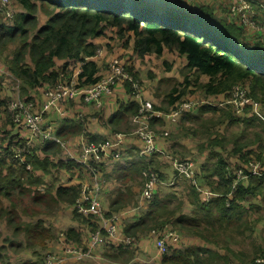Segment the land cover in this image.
<instances>
[{
	"label": "trees",
	"instance_id": "trees-1",
	"mask_svg": "<svg viewBox=\"0 0 264 264\" xmlns=\"http://www.w3.org/2000/svg\"><path fill=\"white\" fill-rule=\"evenodd\" d=\"M13 1L22 11H16L9 23L4 22L0 25V56L7 57L6 67L15 80L21 82V90L26 95L41 87H55L60 83L69 82L78 68L81 70L78 74L80 86L95 84L102 73L100 74L101 69L94 60L100 48L94 40L105 37L106 30L110 27L116 29L120 37L130 34L131 39H134L135 50L143 59L152 54L161 56L166 51L186 57L185 70L194 73L192 81L194 84L199 83L202 76L208 77L206 83L197 85L204 89L209 97L219 99L220 95H224L229 99L236 85H249L250 99L259 100L264 104V39L260 37L261 39L251 43L246 39V30L236 24L220 25L218 28L213 24L211 17H208L209 21L205 23L191 15L163 9L157 5H144L140 0ZM253 1L257 3L258 0ZM40 11L48 17L45 24H41ZM210 36L215 38L214 41H210ZM216 39L223 43L232 42V39L239 46L242 45L255 56L253 61L262 63L263 68L249 66L248 60L241 56L235 45L218 44ZM13 45H16V48L12 53L10 50ZM250 57L249 55L248 58ZM58 61L66 63L61 67L57 65ZM73 63L78 66L72 67ZM128 69L136 79L137 74L129 66ZM186 81L187 86L192 83L189 78H186ZM126 88L133 94L134 89L131 85L127 84ZM176 93L177 90L173 89L167 95L169 106L173 107L179 103L185 91L179 95ZM1 105H4V102H1ZM222 105L225 104L214 106L209 101L202 104L203 111H209L216 116V120L212 119V125L224 126L228 121L227 125L245 122L250 126L253 122V116H244L248 113L247 105L243 117L236 114L234 106L226 104L224 107L228 108L220 107ZM121 107L124 112H129L133 116L138 113L140 104L129 102L122 104ZM159 109L165 110L162 107ZM84 131L90 140L95 141V137L89 134L83 122L67 118L63 120L56 135L62 140H68L71 136L84 135ZM219 135L227 136L226 131L219 132ZM255 136L256 144L261 137L258 134ZM210 143L224 144L220 138H213ZM27 144L26 139L19 138L16 134L11 135L8 145L1 148L4 155L0 156V195L10 196V193L16 190L25 193L26 190L23 189L25 183L42 184L36 177L38 171L49 174L52 169L72 171L82 168L76 161L62 157L60 145L53 140L44 141L38 148L28 147ZM248 145L249 142L235 141L232 153L239 154L242 165L254 158L257 161L262 159L260 153L253 151L242 153ZM17 150L25 156V162L31 165V169L15 156ZM147 157L151 158L147 164L135 167L130 171L131 176L135 173L142 176L146 171L157 172L152 166L153 154L142 156L146 160ZM200 176L201 174L197 176L198 180ZM202 177L211 186L213 196L209 201L203 200L199 191L192 185L190 191V204L194 209L192 215L182 212L181 215H177L178 211L161 204L157 199L152 201L150 211L135 222L125 223L120 233L125 235V238L137 242L141 237L167 230L169 225H173L187 230L196 229L197 235L209 241V235L238 229L239 224H243L245 212L248 210L244 205L247 197L264 194V172L261 175L245 177L250 180L247 184L242 180L245 178H238L237 171H234L220 154L214 153L212 162L203 166ZM52 189L54 188L51 187L48 191ZM80 193V186H59L56 189V198L58 202L74 206ZM11 198L14 200L13 196ZM142 206L146 208L147 204ZM253 208H256V205H250L249 209ZM110 216L112 215L108 217ZM8 217L13 224L14 215L9 213ZM85 220L89 221L91 231L97 230L94 223L97 224L95 220H99L95 216L90 215ZM259 220H264V214ZM102 232L106 234L104 230ZM65 234L68 239L78 243L77 245H82L84 238L76 229H70ZM117 250L122 252L123 256L132 255L129 246L124 244L119 245ZM227 250L230 254L237 255L229 248ZM262 254L264 256V251ZM257 258L258 256H255L250 264H256ZM159 264H232V262L214 249L199 246L185 249L170 248L168 253L161 255Z\"/></svg>",
	"mask_w": 264,
	"mask_h": 264
},
{
	"label": "crops",
	"instance_id": "crops-1",
	"mask_svg": "<svg viewBox=\"0 0 264 264\" xmlns=\"http://www.w3.org/2000/svg\"><path fill=\"white\" fill-rule=\"evenodd\" d=\"M140 1L144 5H157L163 9L172 10L174 12L182 13L185 15H191L194 18L199 19L205 23H207V21H209L208 17L209 18L211 17L213 24L215 26H217L218 28H220V25L221 26L222 25H231V24L238 25L235 21H231L227 18V13H228L229 7L236 0H140ZM258 1H261V0H258ZM17 11L18 12L22 11V9L19 7V5H17ZM2 17L3 16L0 15V25L4 24ZM260 19L264 23V11L263 10L261 11ZM245 34H246L245 35L246 39L248 41H250L251 43H253V42H255L261 38L264 39V36L262 34L254 32V31H246ZM102 39L103 38L95 39L94 42L97 44H102L103 43ZM128 44L129 43H127V45ZM15 48H16V45H13L11 47L12 53L15 50ZM99 50H100V48H99ZM101 50H102V48H101ZM117 51H119L121 54H119V55H117V53L111 54L110 56H108V58L105 60V62L108 63L114 59L122 58L123 60H125L128 63V66L134 71L135 59L140 57L138 55V52L135 50L134 45L132 47V50L125 51V50H119L118 49ZM175 54H177V53H175ZM121 55L125 56V57H121ZM152 55H154V54H152ZM147 56H149V55H147ZM161 56H159V57H161ZM178 56L182 58L184 68H186V65H187L186 57H183L180 55H178ZM0 57H2V56H0ZM94 60L97 61L100 69H101L102 65L105 64L103 61L98 60V54L96 57H94ZM65 63H66V61H58L57 65L62 67ZM77 66H78V64H76V67ZM5 67H6L5 63H3L0 66V75H3V74L7 75V73H6L7 71L4 70ZM78 70H80V68H78L77 71ZM203 77L207 78L203 82V83H206L208 81V77L207 76H203ZM20 84H21V82H20ZM41 88H42V90H41ZM41 88H39L37 90H40V92L43 91V93H41L43 96L42 101H45V97L52 90V87H41ZM37 90H35V91H37ZM158 90H160V87L158 88ZM171 92H172V90L168 94H170ZM203 92L205 93L204 89H203ZM128 94H129L128 91L125 92L123 90L118 89L116 95L114 97L107 99L106 103L101 108L96 107L95 105L87 103L85 101L72 100V101H70V103L65 104L64 106H61L60 109H58V110L55 108L52 109V111L48 113V114H52L51 119L49 118V120L51 121L52 125L54 126L55 133H57V130L59 129L63 120L69 118V119H75V120H79V121L83 122L85 124V127H86L87 131L89 132V134H91L92 136L95 137V142L114 141L115 140V135H114L115 133H131L135 129V125L133 123L134 115L132 116L129 112H126V111L124 112L123 108L121 107L122 104H126L129 102L130 103H132V102L137 103L138 102L137 100H135L134 98H132ZM168 94L165 95L166 98H167ZM163 95L164 94L161 95L160 92L157 91L155 93V95H153V98H155V99L162 98ZM205 95H206V93H205ZM118 98H122L123 100L120 101V100H118ZM166 98H165V103H166ZM219 98H221L222 101L227 100L226 96H224V95H220ZM150 100H147V101H149L151 103L154 102L152 99H150ZM138 104H139V102H138ZM262 104L263 103L261 101H259V100L257 101V100L252 99L251 103L247 105L246 110L248 109L250 116H253V118H254L253 122L250 124L249 127L250 128L252 127V130H254V129L259 130L261 128V131L264 132V112L263 113L261 112V107H262L261 105ZM224 106H226V104L222 105L220 107H224ZM166 110H168V109H166ZM263 111H264V108H263ZM48 114H46V115H48ZM187 114H189V113H187ZM206 114H210V112L209 111L208 112L203 111V108H201L199 110V115H197L198 120H200V119L202 120L203 116H205ZM183 118L184 117L179 119V121H175V122H173L167 118H158V119L152 120V126L155 130L165 131L167 133V135L165 137L158 138V140H157V146H158L159 150H161L163 153H161V152H154L153 153L152 166L153 167L155 166L157 156L160 155L166 161L165 163H167L171 166L175 175H176V171L172 167L171 159H174V158L178 159V157L168 153L166 151V148L169 147V148H171L172 151H174L177 149L178 146H180L179 144H177L174 147L175 141H171V142H173V145H171V147H170L168 145V142H170L168 140V137L170 135L169 131H171V129H176L177 125L179 126L180 122H181V124H184ZM99 120H100V122H99ZM104 121L106 122V125H104ZM212 121H213L212 119H210V120L206 119L205 121L202 120V122H203V124H202L203 135L202 136H204V137L207 136V138H205V140H206L205 144L206 143L207 144L206 145L204 144L205 147H203V150L208 151L209 154L206 155L205 161H203L199 165V171L201 173L200 181H205L206 183H207L206 179L202 177L203 166L206 164H209L213 160V154L214 153L220 154V155L223 154V151L228 153V149L225 147V143L221 144V145H217V144L213 145L210 143V141L213 138H220V135L215 134L213 132V129H211V127L214 126L211 123ZM227 123H228V121L225 122V124H224L225 127H227L226 126ZM250 128L248 130H250ZM20 130L21 131L18 132V134H20L19 138H22V139L28 138L29 130L24 129V128L20 129ZM218 134H219V132H218ZM11 135H16V134L9 133V137ZM81 137H82V135L71 136L70 139L64 140V141H79ZM131 137L132 136L126 138L124 140L123 144L121 145V149L126 153L125 159L122 158V159L117 160V161H106L101 166L102 171L100 174V178H101L100 179V191H101L102 206L105 210L104 215L108 217L109 215H115V212H117L119 214V215H117L119 218L117 220V227H119L118 228L119 231L123 229V226L125 225V223L135 222L141 216H143V214L146 213L145 212L146 210H148L149 208H150L149 210H151V204H152L151 203L150 206L146 207V208L141 206L139 208L136 207L132 210H131V208H129V210L122 211L127 205L130 204L128 194H130L132 196V198L130 196V199L133 200V198L136 199V197L138 195V191H139V187H138L139 183H136V182L141 177L139 176V173H135L134 176H131L130 171L135 169V167L147 164L146 159L135 154L136 149L139 150L140 147L143 145L142 141L137 137H135V138H131ZM245 139H246V137L243 138V140H245ZM48 140H50V139H48ZM44 141H46V140H42V141L38 140L40 145ZM258 143H260V142H257L256 144H258ZM217 147H220V150L216 149ZM249 149H250L249 147L244 148L242 153H245L247 151H251ZM0 151H3V149H1ZM165 152L168 154H166ZM3 155H4V153H2L1 156H3ZM40 155H41V157L43 156L42 152ZM175 155H177V154H175ZM230 156L231 157H229V158H225L224 156L223 157L229 162L230 167L232 169H234V171H236V168L240 167L242 165V162L239 159V154L234 155L233 153H231ZM150 159L151 158H148V160H150ZM245 165H242V166L245 167ZM163 170L164 171H162V176L166 177V179L171 180L170 177L169 178L167 177L168 171H166V169H163ZM52 171H58L59 173L64 172L67 176V179L64 181L61 178V182L59 183L60 185H58V186L53 187V185H50L48 189L53 187L54 189H52V191H48V189H47L46 193L34 194V196L32 197V200H33V202L38 203V201H40L41 199H44L47 201V203H48L47 205L52 204L54 207L52 209H49V210H46V209L41 208V207H39L40 208L39 210H36L34 208L22 210L19 206H17L15 204L16 203L15 198L18 197L21 201L22 197L25 195V193H21V192L19 193L16 190V191L11 192L10 196H5V195L1 194L0 195V232L5 230L6 227L11 228L12 230L15 229V231H14L15 233H19L20 231L25 230L26 231L25 237H26V239L28 238L27 241L29 242V245L31 247L39 248V249H46L48 252H59V253H61L60 256H63L65 258V264H82L85 261H90V260H94L96 262V264H108L107 263L108 260L112 264H121V263L127 264L132 259L133 255H134V251L137 250L136 249L137 247H139L141 250L149 247L150 241L148 240V238L151 234L149 236H146V237H141L140 240H137V242L135 241L132 243H124V242L120 241V239L125 236L123 234L120 235V237H118V238H110L109 236H106L104 234V236H105L104 240L102 242H100V244L92 250L91 256H85L83 258H77L76 255L71 253L67 248L69 246H71V247H84L85 249H88L89 246H88L87 241H89V237L94 231H91V225H90L89 221L85 220V219H88L89 216L82 215V214L78 213L76 211L75 205L73 206V205L66 204L64 202H58L57 201L56 189L59 186H64V187L80 186L81 187V185L85 184V183L90 184V185H94L95 182L98 181V179L95 180L83 168H81L80 170L73 169L72 171H66L65 169H61V170L52 169L51 173H49L48 175L52 174ZM38 172H42L45 176L47 175L43 171H38ZM38 172L36 173V177L42 181V184H45L43 178H41L40 176L37 175ZM197 173H198V170H197ZM68 175H69V177H68ZM179 178L181 179L183 177H179ZM249 179H251V178H249ZM214 180H212V181L214 182ZM242 180H245V183H247V184L250 181L247 178L242 179ZM25 184H29V183H25ZM111 184H113V186H114V189H115L114 192L111 191V189H112ZM122 184H125L124 188L121 187V189H119L118 186H120ZM200 185H201V188L204 192H207V191L211 192L212 189L208 183L205 187L202 184H200ZM25 187H26V185H25ZM158 188H159V185L155 189V195H157ZM27 190H29V189H27ZM199 193H200L202 199L204 200L205 193H203V192H199ZM262 195L264 196V194H257V195L254 194L253 196H248L247 197L248 200L244 203L245 208L249 209L250 205H253L252 203H248L250 198H252V197L259 198V196H262ZM12 196H13L14 200L11 198ZM214 196H215V194H214ZM159 202L161 203L160 200H159ZM189 202H190V200H189ZM161 204H163V203H161ZM163 205H165V204H163ZM259 206H261V203H259ZM189 207H190L191 212L194 211V209L190 203H189ZM131 211H133V212L130 213ZM9 213H12L14 215V223L13 224H12V220H10V218L8 217ZM128 213H130V214L125 218V216ZM80 215H82L84 218ZM19 219H20L21 224L17 223V221H19ZM126 220H127V222H125ZM95 221L98 224L97 225L96 223L93 222L97 226V231L101 230L100 222L97 220H95ZM98 227H99V229H98ZM70 229H76L78 232L81 233L82 237L84 238L82 245H77L78 243L76 244L66 237L65 233H67ZM154 234H155V232H154ZM155 242H156V240H155ZM1 243L2 242H0V246H1ZM167 243H168L169 247H170L169 243H172V247H170V248L176 249L177 246H175V245H177L179 242L177 240L170 239ZM121 244H124L125 246H129L130 250L132 251L131 256H123L122 252H118L117 248ZM14 245H15V243H12V246H14ZM131 245H133L135 248L132 247ZM20 246H21L20 244H17V247H20ZM227 246H229V245L225 244V246L223 248L226 249ZM6 248H7V244L3 242L0 250L6 249ZM100 249H102V250L99 251L98 254H96V251L100 250ZM221 255L228 257L231 260L232 264H250L254 258V257L253 258L249 257L248 259H242L239 253H237V255H232L228 251L226 254L223 251V253ZM156 256L161 257L160 252ZM90 262H92V261H90ZM0 264H5V263L3 261H1ZM6 264H36V263H31V262L14 263V262H12V263H6Z\"/></svg>",
	"mask_w": 264,
	"mask_h": 264
},
{
	"label": "rangeland",
	"instance_id": "rangeland-1",
	"mask_svg": "<svg viewBox=\"0 0 264 264\" xmlns=\"http://www.w3.org/2000/svg\"><path fill=\"white\" fill-rule=\"evenodd\" d=\"M103 1L108 2V0H103ZM261 1H263L262 4H264V0ZM260 5L261 3L256 4L258 10H261ZM15 9L17 11V5H15ZM39 15H40L41 24H45L48 17L42 11H40ZM3 21L7 22L4 19ZM247 30L252 31L253 29L247 28ZM209 38L210 41H214L215 39L211 36ZM216 40H218L217 41L218 44L220 43V44L235 45L237 51L240 52L241 56L245 60H248L247 64L249 66H253L261 69L263 68L262 63H259V61H253V59L255 58L253 54L245 50V48L242 45L239 46L238 43L233 41L232 39H231L232 42L224 41L226 43H223V41H219L220 39H216ZM102 41L103 43L99 44L100 50L98 51V60L103 61L105 64L102 65L100 74L105 73V71L109 66V62L108 63L105 62L108 56L115 53H117V55L121 54L119 51H117L118 49L125 51L132 50V47L134 45V39H131L130 34L124 37H120L117 33V30L110 27H108V29L106 30V35L105 37H103ZM127 43L129 44L127 45ZM249 55L251 56L250 58H248ZM121 57H125V56L121 55ZM6 58L7 57L4 56L0 57V66L3 63H5ZM75 66L76 64L73 63L72 67ZM4 70L9 72L6 67L4 68ZM134 72L137 74V78L135 80L139 85V89L138 91L135 92V94L129 93L128 95H130L132 98H134L137 101H139L140 99L142 101L152 99L154 101L152 102V104L156 109L162 107L165 108V110L166 109L169 110L172 108L171 106L168 105L167 98L165 95L168 94L173 89L177 90L176 95H179L185 91L183 97L181 98L182 100L180 102L184 100H195L199 103H201L202 101L205 102L209 101L212 104H214V106L221 105V103L227 104V103H223L224 100L222 101L221 98L214 99L209 97L207 94L206 96L205 93L203 92V89L198 85L204 84L203 82L207 78L202 76L199 83L194 84L192 82L194 80V73L185 71L182 58L175 53L166 51L161 57L157 55H149L146 56L144 59L138 57L135 59ZM186 78H189L192 82L189 86H187ZM159 87L160 90H158ZM241 87H243L247 91L246 92L247 95L250 94L249 85H244ZM157 91L160 92L161 95L164 94L162 98H158V99L153 98V95H155ZM41 93H43V91L40 92V90H37V91H30L26 95L21 90V84L18 86L17 81L12 76L6 74L0 75V150L4 146L8 145L9 133L18 134V132L21 131L20 128L16 127V125L14 124L13 113L9 108L10 103L16 100L25 103L33 102L35 103V107L33 108L32 106L31 109L36 111L37 109L40 108L41 104L44 102L42 101L43 96ZM137 94H139V96H137ZM231 94H233V91L231 92ZM111 97L113 96H105V99L107 100ZM165 98H166V103H165ZM118 100L121 101L123 99L118 98ZM1 102H4V105H1ZM250 103L251 102L249 99V102H247L246 105ZM261 106H262L261 112L263 113L264 104H262ZM202 107L204 106L202 105L199 106L196 110L188 112L189 114L185 113L182 116L184 117L183 118L184 124H181L180 122L179 126L177 125L176 129H171V131H169L170 135L168 137V140L170 142H168V145L171 147V145H173V142L171 141H175L174 147L177 144H179L180 146H178L177 149L174 151H172L171 148L169 147L166 148V151L168 153L178 157L179 160H191L192 162H194L196 170H198V175L201 174L199 171V165L203 161H205L206 155L209 154L208 151L203 150V147H205V145L207 144V143L205 144L206 142L205 138H207V136L205 137L202 136L203 135L202 120L205 121L206 119L210 120L216 118L214 114L210 113L203 116L202 120L201 119L198 120L197 115H199V110ZM224 108H228V107H224ZM244 113L245 110L242 114H238V115L243 117L242 115H244ZM51 116L52 114H48L45 116V122H44L45 125L52 124L51 121L49 120V118L51 119ZM244 116L250 117V113L248 112ZM104 125H106L105 121H104ZM249 128L250 127L247 126V123L245 122H241L235 125L230 124L227 125V127L216 126V125L211 127V129H213V132L217 135H219L218 132L226 131L227 136L225 137L220 136V138L223 139V143H225V147L228 149V153L223 151L222 155L225 158L231 157L230 154L233 152L236 140H238L239 143L245 141V142H249L248 145V147L250 148L249 150L254 151L256 153L260 152L262 156V159L260 161L262 164H264V132L261 131V128L259 130L256 129L252 130L251 127L250 130H248ZM257 134L261 137V140L259 141L260 143L255 144L254 143L256 139L255 135ZM244 137H246L245 140H243ZM131 138H135V136H132ZM29 145L31 148L33 147L37 148L39 147L40 143L38 141H31ZM216 149L220 150V147H217ZM136 151L135 154L137 153ZM2 153L4 152L0 151V156L2 155ZM123 153L124 154H122V158L125 159L126 153L124 151ZM174 153L177 155H175ZM65 156L66 154L62 149V157L65 158ZM165 162L166 161L162 158V156L160 155L157 156L156 164L154 166L157 172L154 171L152 172L160 176L162 183H160L159 185L157 195L154 194L151 201L149 202L147 201L145 202V204H147V207H149L153 200L156 201L158 199L161 201V203L169 206L171 209H175L176 211H178L179 213L177 215H181V212L187 215H192V212L189 207L190 191H191V186L193 185L192 181L187 178L180 179L177 175H175L171 166ZM240 167H237L236 171H238ZM261 167H262V171L264 172V166L261 165ZM163 169H166V171H168L167 177L168 178L170 177L171 180L166 179V177L162 176V171H164ZM37 175L43 178L45 184H37V183H34L32 185L25 184L27 188L26 187L24 188L26 191H25V195L22 197V200L20 201L18 197L15 198L16 201L15 204L19 206L22 210H27L29 208H34L36 210H39L40 209L39 207L44 208L46 210L52 209L54 206L52 204L47 205L48 203L46 200L41 199L37 203V202H33L32 197L34 196V194L46 193L50 185H53V187L60 185L59 183L61 182V178L64 181L67 179V176L64 172L59 173L58 171H52V174L50 175L47 174L46 176L42 172H38ZM140 177L141 178H139V180L136 182L139 183L138 185L139 191L136 199L135 198H133V200L130 199L131 195L128 194L130 204L127 205L122 211L129 210V208H131L132 210V208H135L139 205L145 184V177L143 175ZM172 181L174 182L173 184ZM196 181L199 184L204 185V187L207 185L205 181H200L198 179H196ZM124 185L125 184L118 186L119 189H121V187L124 188ZM111 186H112L111 191L114 192L115 189L113 184H111ZM27 189H29L30 191ZM259 198L257 197L250 198L248 203H252L253 205H256V208L248 209L245 212L243 218V224H239L238 229H233V231H228L223 233H216L214 234V236L209 235V241H208L204 239L202 236L197 235L198 230L196 229L187 230V229H182L179 226L169 225L166 228L167 230L164 229L155 234L152 233L148 238V240L150 241L149 247L143 250L137 247L136 248L137 250L134 251V255L132 259L127 264H159L161 257L156 256L159 253V250L157 249L158 248L157 241H159L162 237H164L165 233H167L166 231H171L177 235V241L179 243L175 246H177L176 248L179 249L202 246V247L214 249L215 251H218L221 254L224 251V253L226 254L228 251L227 248H229L231 251L235 253H239L242 259H248L249 257L253 258L255 256L264 259V256L262 254V252L264 251V220L262 221L259 220V217L263 216L264 214V196L263 195L259 196ZM259 203H261V206H259ZM149 209L146 210L145 212L150 211ZM132 212L133 211H131L130 213ZM130 213H128L125 216V218ZM115 215H119V214L115 212ZM125 222H127V220ZM17 223L21 224L20 219L19 221H17ZM14 231L15 229L12 230L11 228L6 227L5 230L0 232V242L2 243L4 242L7 244L6 249L0 250V263L1 261H3L5 264L12 262L14 263L31 262L36 264H47L48 257L57 256L63 259V264H65V258L63 256H60L61 253L48 252L46 249L31 247L29 245V242L27 241L28 238L26 239L25 237V233H26L25 230H22L19 233H15ZM2 243L0 248L2 247ZM12 243H15V245L12 246ZM17 244H20L21 246L17 247ZM169 244L170 247H172V243ZM225 244L229 245L226 247V249L223 248ZM69 248H76V247L69 246L67 249ZM101 250L102 249L97 250L96 254H98L99 251ZM84 251H87V249L84 248ZM75 255L77 258H79L78 254ZM90 261H85L82 264H96L94 260H90ZM107 263L112 264L109 262V260ZM121 264H125V263H121Z\"/></svg>",
	"mask_w": 264,
	"mask_h": 264
},
{
	"label": "built area",
	"instance_id": "built-area-1",
	"mask_svg": "<svg viewBox=\"0 0 264 264\" xmlns=\"http://www.w3.org/2000/svg\"><path fill=\"white\" fill-rule=\"evenodd\" d=\"M253 0H236L229 7L227 18L231 21H235L240 27H243L246 31L247 28L253 29L252 31L260 33L264 36V23L259 20L261 11H264V4L261 3V10L256 7ZM15 3L13 0H0V15L3 19L9 23V20L13 19L16 14ZM81 70H76L73 73L69 82L60 83L46 95L45 101L41 104L40 108L36 111L31 107H35V103H25L22 101H13L10 103L9 108L13 113V121L16 127L20 129H28L29 136L27 139V146L29 147L31 141L38 140H53L60 145L66 154L65 159H72L79 163L82 168L88 172L95 180L94 185L82 184L80 196L75 201L76 211L82 215L95 216L99 222L101 230H98L90 235L88 241V249L84 251L83 247L69 248L70 252L79 255V258L90 256L92 250L97 247L100 242L104 240V234L102 230L106 232V236L110 238L120 237V231L117 227V215L107 217L104 215V208L101 202L100 191V174L101 166L106 161H117L122 158L123 150L121 145L124 140L130 136L139 138L143 145L137 151L138 156L151 155L154 152H161L157 146L158 138L165 137L167 133L165 131L155 130L152 126V120L158 118H167L173 122L178 121L185 113L191 112L204 104L195 100H184L175 104L171 109L165 111L156 109L154 105L141 99L138 101L140 104L139 111L133 117V123L135 129L131 133H115L114 141L107 142H95L90 140L84 131V135L79 141H64L59 138L55 131L54 126L51 124L45 125V116L52 109H60L61 106L70 103L72 100L85 101L93 104L96 107L101 108L105 103V96H115L118 89L127 92V84L131 85L134 89L133 94L139 89V85L135 80L133 74L128 69V63L123 59H114L109 62V66L105 73L100 75L99 80L92 85L80 86L78 74ZM7 75L12 76L10 72ZM13 77V76H12ZM14 78V77H13ZM15 79V78H14ZM18 86L20 82L16 80ZM243 85H236L233 88V94L230 98L223 103L234 106L236 114H242L246 103L249 102V95L247 91L241 87ZM139 96V94H137ZM30 102V101H28ZM207 102V101H206ZM251 102V99H250ZM222 104V103H221ZM15 156L24 162L29 169L31 165L25 162V156L20 154L19 150L16 151ZM171 164L176 175L178 177L187 178L192 181L193 185L199 192L205 193L204 200L209 201L213 194L209 191L204 192L201 185L196 181L198 173L194 162L191 160H179L177 158L171 159ZM261 162L251 159L245 167L240 168L237 173L240 179L247 177L248 175H261L262 167ZM246 171L248 174H246ZM145 184L142 192L141 201L139 207L143 203L151 201L155 194V189L160 185V176L153 172H144ZM174 182L172 181V184ZM164 237L157 241V247L161 254L169 252L168 241L170 239L177 240V235L171 231H166ZM120 241L124 243H132L133 239L122 237ZM257 264H264V259L258 257L256 259ZM47 264H63V259L57 256H50L47 259Z\"/></svg>",
	"mask_w": 264,
	"mask_h": 264
},
{
	"label": "bare ground",
	"instance_id": "bare-ground-1",
	"mask_svg": "<svg viewBox=\"0 0 264 264\" xmlns=\"http://www.w3.org/2000/svg\"><path fill=\"white\" fill-rule=\"evenodd\" d=\"M258 3H262L263 1H257ZM259 18V20L261 21V19H260V16L258 17ZM262 22V21H261ZM263 23V22H262ZM239 175V174H238ZM143 204H145V203H143ZM142 204V205H143Z\"/></svg>",
	"mask_w": 264,
	"mask_h": 264
}]
</instances>
